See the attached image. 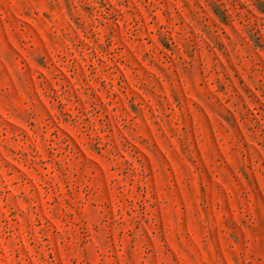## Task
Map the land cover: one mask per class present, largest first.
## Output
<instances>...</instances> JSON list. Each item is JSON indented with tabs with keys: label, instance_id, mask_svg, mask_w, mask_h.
Instances as JSON below:
<instances>
[{
	"label": "rangeland",
	"instance_id": "374dc122",
	"mask_svg": "<svg viewBox=\"0 0 264 264\" xmlns=\"http://www.w3.org/2000/svg\"><path fill=\"white\" fill-rule=\"evenodd\" d=\"M0 264H264V0H0Z\"/></svg>",
	"mask_w": 264,
	"mask_h": 264
}]
</instances>
